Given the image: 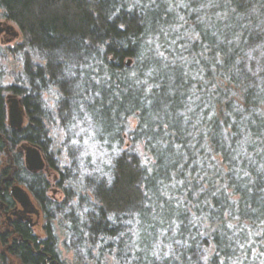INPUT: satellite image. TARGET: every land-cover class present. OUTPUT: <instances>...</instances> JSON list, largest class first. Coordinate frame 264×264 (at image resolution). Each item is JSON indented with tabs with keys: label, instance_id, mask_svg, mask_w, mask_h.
<instances>
[{
	"label": "trees",
	"instance_id": "16d2710c",
	"mask_svg": "<svg viewBox=\"0 0 264 264\" xmlns=\"http://www.w3.org/2000/svg\"><path fill=\"white\" fill-rule=\"evenodd\" d=\"M0 10L24 38L9 91L28 120L6 129L0 88V136L38 146L53 169L49 96L65 125L89 122L110 150L105 178L86 182L90 201L59 173L60 203L15 154L12 180L46 223L42 241L23 230L12 255L58 262L57 224L91 264H264V0H0Z\"/></svg>",
	"mask_w": 264,
	"mask_h": 264
},
{
	"label": "rangeland",
	"instance_id": "374dc122",
	"mask_svg": "<svg viewBox=\"0 0 264 264\" xmlns=\"http://www.w3.org/2000/svg\"><path fill=\"white\" fill-rule=\"evenodd\" d=\"M169 2V0H166ZM206 1V0H205ZM175 2L179 5H186L187 0H175ZM175 4V3H173ZM202 5V3H201ZM207 8L201 6L200 16H202ZM7 26H11L13 30L17 33L16 37H11L5 32ZM24 44V38L21 35L18 28L11 22L5 20L3 18V12L0 10V88L1 94L4 101V110H5V127L9 129L7 123V112L8 107L10 105L9 101L12 98L19 97L15 96L9 89L11 87L17 86L21 80L22 75V60L23 51H19L21 45ZM28 57L32 61V63H41L39 57L36 53L28 51ZM53 99V98H52ZM45 101H49V109L51 114L50 123L46 124V130H48V139L52 143L51 148L52 152L56 157L53 160V169L50 167L44 169L42 173V177L46 183L45 189V198L47 201H53L60 203L65 195L61 188L60 184V172H64L69 177L76 178L74 186L79 187L78 190L85 189V192H81L83 195L88 196V184L87 181H91V179H104L105 174L104 170L106 169V165L108 162L109 152L106 149V143L99 141L97 132L89 122H80L75 119H70L72 125L67 126L65 122L61 121L58 115L55 113L53 107V102L49 96H44ZM21 105V104H20ZM22 107V105H21ZM28 124V120L26 117L23 119V123L21 128L24 129ZM129 128L134 129L136 125L135 119L129 120ZM27 146V144H24ZM130 142L127 138H123L120 143V151L126 150L130 148ZM21 144L14 147V149L10 148L9 143L6 139L0 136V180L6 178V175H12L15 172V154H19V162L22 164L24 168V151H21ZM139 156L141 157L143 163L146 160L150 159L144 153L142 146L136 147ZM44 158V157H43ZM43 163L48 166L45 159ZM25 169V168H24ZM26 171V170H25ZM27 173H29L27 171ZM5 174V175H4ZM31 174V173H30ZM17 184V183H16ZM23 191L28 194V191L23 185H19ZM30 199L36 209L40 211L39 218L32 228V235L37 239V241H42L45 238L44 225L46 223L44 219L43 212L41 210V206L38 202L32 197L33 195L29 193ZM90 201V195L88 196ZM76 199L73 198L72 203L74 204ZM69 202V204L63 207L65 212L73 207V204ZM71 205V206H70ZM6 226L5 218H3L0 213V230ZM54 239L56 242L55 251L57 254V261L54 264H91L89 262V253L87 249L84 247L75 246L73 241L69 238L66 239L64 236V231L57 224H54L53 227ZM16 238V237H15ZM8 238L7 244L15 242L16 239ZM40 247V246H39ZM93 256L95 255V251L93 252ZM50 260L49 258H47ZM0 264H22V262L11 253L6 252L5 246L0 241ZM106 264H111V261L108 259Z\"/></svg>",
	"mask_w": 264,
	"mask_h": 264
},
{
	"label": "flooded vegetation",
	"instance_id": "af4514ba",
	"mask_svg": "<svg viewBox=\"0 0 264 264\" xmlns=\"http://www.w3.org/2000/svg\"><path fill=\"white\" fill-rule=\"evenodd\" d=\"M24 117H25V113L22 112V123ZM39 153L43 161L44 156L41 150L39 151ZM41 171L29 172V173L40 174ZM12 177L13 178L15 177L14 172L12 175H8L6 178L0 180V213L2 214L3 218H5V223H6V226L0 230V241L3 243V245L5 246V250L8 253H10V251L12 250V246L14 245V242L11 243L10 245L7 244L8 238L13 239L16 237L15 242H21L23 237L21 233L23 232V230H26L31 233L32 228L34 224L37 222L40 214V211L36 209L34 203H32L30 199L31 197L29 195L30 192L27 189L26 190L28 191V194L24 191L28 198V204L26 205H22L10 195V190L12 187L21 188L19 186L21 184L19 183L16 184L12 180ZM34 220H36L35 223L33 222ZM31 236L34 237L32 233ZM12 241H14V239Z\"/></svg>",
	"mask_w": 264,
	"mask_h": 264
},
{
	"label": "water",
	"instance_id": "95a60500",
	"mask_svg": "<svg viewBox=\"0 0 264 264\" xmlns=\"http://www.w3.org/2000/svg\"><path fill=\"white\" fill-rule=\"evenodd\" d=\"M5 32L13 38L17 36V34L13 32V28L10 26L6 27ZM125 64L128 66L129 62H126ZM9 120H10L9 123H10L11 128H14L16 131L21 130L22 112H21L20 103L17 101H12ZM21 149L25 153L24 163H25L26 169L29 172L40 171L43 167V161L40 158L37 150L29 148V147H21ZM10 195L22 205L28 204L27 195L21 188L12 187L10 190Z\"/></svg>",
	"mask_w": 264,
	"mask_h": 264
},
{
	"label": "bare ground",
	"instance_id": "6f19581e",
	"mask_svg": "<svg viewBox=\"0 0 264 264\" xmlns=\"http://www.w3.org/2000/svg\"><path fill=\"white\" fill-rule=\"evenodd\" d=\"M11 27V26H10ZM13 32L14 33H16L14 30H13ZM17 34V33H16ZM126 62H129V65H130V61L129 60H126L125 61V63ZM126 65V64H125ZM128 65V66H129ZM127 66V65H126ZM16 96V95H15ZM18 97V96H17ZM12 101H17V102H19L20 104H21V99L19 98L18 100L14 97V98H12V99H10V101H9V103H10V105H9V107H8V114H7V123H8V127H10V120H9V115H10V109H11V106H12ZM21 112H24V109L23 108H21ZM4 119H5V116H4ZM9 129H11V130H13V131H15V132H17V133H19V132H21V130H22V128H21V130L20 131H16L14 128H9ZM21 144V147H29V148H32V149H36L37 150V152H38V154H39V156H40V158H41V155H40V153H39V151L41 150L38 146H35V145H32V144H28V143H25V142H23V143H20ZM24 144H27V146H25ZM20 147V148H21ZM21 151H23L22 149H21ZM42 152V151H41ZM25 154V153H24ZM43 154V153H42ZM25 164V163H24ZM24 168H25V170H26V172L28 171L27 169H26V166H24ZM48 169L49 168V166H47V165H44V163H43V167H42V171L44 170V169ZM40 170V171H41ZM42 171L40 172V173H42ZM29 172V171H28Z\"/></svg>",
	"mask_w": 264,
	"mask_h": 264
}]
</instances>
